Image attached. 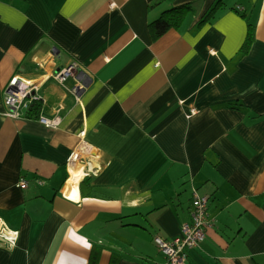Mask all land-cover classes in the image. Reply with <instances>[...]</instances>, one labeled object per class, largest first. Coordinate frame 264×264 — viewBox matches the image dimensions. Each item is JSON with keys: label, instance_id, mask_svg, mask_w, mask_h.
I'll return each mask as SVG.
<instances>
[{"label": "crops", "instance_id": "1", "mask_svg": "<svg viewBox=\"0 0 264 264\" xmlns=\"http://www.w3.org/2000/svg\"><path fill=\"white\" fill-rule=\"evenodd\" d=\"M154 1L0 0V220L18 233L0 264H166L154 238L180 235L194 189L212 227L186 264H264V0ZM72 62L65 89L52 76ZM15 75L57 128L5 115Z\"/></svg>", "mask_w": 264, "mask_h": 264}, {"label": "built area", "instance_id": "2", "mask_svg": "<svg viewBox=\"0 0 264 264\" xmlns=\"http://www.w3.org/2000/svg\"><path fill=\"white\" fill-rule=\"evenodd\" d=\"M80 65L77 62H72L65 67L57 70L52 79L60 87L66 89V82L71 79L81 77ZM84 81V80H83ZM39 84L31 81H26L15 75L4 89V103L7 107L6 116L9 118H20L28 114L32 104L36 101L42 102L43 99L38 95ZM86 89V83L79 82L71 90L76 99L79 101L80 95ZM37 121L48 128H57L61 123V117L54 115L53 117H46L41 111ZM83 132L80 136H83ZM84 151L90 154L89 147L84 146ZM72 161L81 160L79 153H73ZM28 182L21 179L19 187H26ZM209 197L200 195L195 189L192 194V209L190 214V221L181 226L180 235L172 240H166L160 236L154 238V243L164 255L166 264H186L188 251L198 247L207 238V231L212 227V220L208 215ZM17 232L9 230L5 224L0 220V241L8 244H15L17 240Z\"/></svg>", "mask_w": 264, "mask_h": 264}, {"label": "trees", "instance_id": "3", "mask_svg": "<svg viewBox=\"0 0 264 264\" xmlns=\"http://www.w3.org/2000/svg\"><path fill=\"white\" fill-rule=\"evenodd\" d=\"M163 0H155L154 5L159 4ZM221 2H217L213 8L209 10V12L205 15L202 23L210 22L213 20L219 11L221 7ZM194 7L191 4H183L180 6L172 7L168 10H165L161 13V15L154 21H152L149 24V30L151 32V35L153 39H159L161 36H163L169 29L172 28H178L183 23L185 18L191 14L194 13ZM255 38V28L252 25H249L247 30V35L245 38V41L240 49V53L247 54L249 52V49L251 48V45L254 42ZM42 111V102L36 101L34 104H32L27 117L31 119H37ZM88 184L87 180H84L81 183V189L84 187V185Z\"/></svg>", "mask_w": 264, "mask_h": 264}, {"label": "bare ground", "instance_id": "4", "mask_svg": "<svg viewBox=\"0 0 264 264\" xmlns=\"http://www.w3.org/2000/svg\"><path fill=\"white\" fill-rule=\"evenodd\" d=\"M75 171V170H74ZM74 174V173H73ZM77 174V173H76ZM76 176V175H75Z\"/></svg>", "mask_w": 264, "mask_h": 264}]
</instances>
